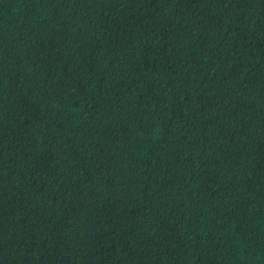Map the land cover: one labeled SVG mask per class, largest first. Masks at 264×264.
<instances>
[{
	"label": "trees",
	"instance_id": "1",
	"mask_svg": "<svg viewBox=\"0 0 264 264\" xmlns=\"http://www.w3.org/2000/svg\"><path fill=\"white\" fill-rule=\"evenodd\" d=\"M0 264H264V0H0Z\"/></svg>",
	"mask_w": 264,
	"mask_h": 264
}]
</instances>
